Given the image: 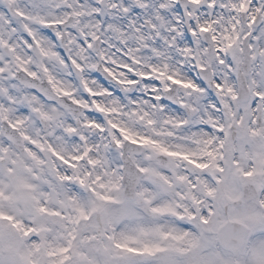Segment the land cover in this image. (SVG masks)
Wrapping results in <instances>:
<instances>
[{
	"label": "snow or ice",
	"instance_id": "snow-or-ice-1",
	"mask_svg": "<svg viewBox=\"0 0 264 264\" xmlns=\"http://www.w3.org/2000/svg\"><path fill=\"white\" fill-rule=\"evenodd\" d=\"M261 171L264 0H0V264H264Z\"/></svg>",
	"mask_w": 264,
	"mask_h": 264
},
{
	"label": "clouds",
	"instance_id": "clouds-1",
	"mask_svg": "<svg viewBox=\"0 0 264 264\" xmlns=\"http://www.w3.org/2000/svg\"><path fill=\"white\" fill-rule=\"evenodd\" d=\"M210 77H211V73H209V78ZM198 99H200V98L198 97ZM220 102L225 103V104L227 103V101H224V100H221ZM206 103H210V101L208 100L207 95H204L203 98L201 99V107H203L204 104H206ZM223 116L225 118H229V119L231 118L230 113H228V112H224ZM205 135L209 138V140L215 138L214 132H205ZM258 179L260 181H264V171H261L258 173ZM159 242L162 243L165 247H173V246H175L176 243H182L183 244L182 250L185 252L189 250V246L184 242H174V241L168 240V239H161ZM232 264H244V257H241V259L239 261L234 260L232 262Z\"/></svg>",
	"mask_w": 264,
	"mask_h": 264
}]
</instances>
